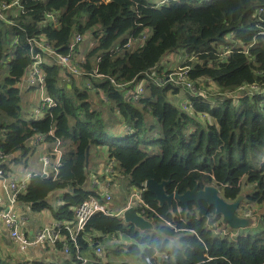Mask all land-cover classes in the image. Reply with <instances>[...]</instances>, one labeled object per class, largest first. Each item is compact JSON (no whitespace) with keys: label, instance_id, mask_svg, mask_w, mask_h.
<instances>
[{"label":"trees","instance_id":"obj_1","mask_svg":"<svg viewBox=\"0 0 264 264\" xmlns=\"http://www.w3.org/2000/svg\"><path fill=\"white\" fill-rule=\"evenodd\" d=\"M24 5L26 13L14 19L15 26L0 21V74L13 41L18 40L0 82V152L4 157L15 152L25 156L34 149L28 143L42 135L53 145L61 141L63 155L57 175L33 176L19 203L34 213L51 210L55 221H72L74 208L91 198L102 200L88 188L89 171L94 154L107 147L108 160L116 162L132 188L139 189L149 180L169 181L165 191L170 195L215 184L226 201L243 197L264 210V92L235 99L240 88L264 87V0H43L24 1ZM52 11L60 14L58 28L43 24ZM146 29L152 35L143 45L125 48L129 38L138 40ZM87 31L93 32L94 45L85 53V67L91 69L101 57L100 73L117 83L135 81L136 85L145 79L142 96L136 102L126 99L109 80L93 82L106 101L92 102L87 89L76 86L70 95L62 70L51 62L44 69L48 94L57 106L41 120L22 118L19 83L32 63L28 38L43 36L60 54H67L72 35ZM178 52L184 57L181 66L191 69L192 80L208 78L221 93L232 96L210 102L200 96L194 110L187 112L171 99L179 89L148 82L145 74L158 71L166 54ZM98 104H109V119L96 108ZM112 117H121L130 126L124 136L109 135ZM62 190L67 191L64 204L54 210L48 198ZM143 199L151 209L144 214L153 224L150 231L141 232L115 215L97 213L90 219L79 236L82 256L93 244L90 264H114L108 258L119 264H264V230L234 231L233 238L223 233L228 227L215 208L203 201L162 207L148 190ZM252 210L248 219L254 223L248 228L257 229L264 214ZM96 233L122 234L132 243L107 250V257L100 258L95 249L102 240ZM75 253L71 247V261L65 264L76 263ZM0 264L5 263L0 260Z\"/></svg>","mask_w":264,"mask_h":264},{"label":"built area","instance_id":"obj_2","mask_svg":"<svg viewBox=\"0 0 264 264\" xmlns=\"http://www.w3.org/2000/svg\"><path fill=\"white\" fill-rule=\"evenodd\" d=\"M24 1L36 2L43 0H16L11 3H0V21H3L8 25L15 26L16 24L14 19L21 14L26 13ZM164 3L165 2H162L161 4ZM262 11L263 10L261 9L258 13L261 14ZM56 13L58 12H48L45 15L43 24L58 28L60 26V16H57ZM146 39V35H141L138 40H129L125 44V48L131 49V44H135L136 46H138L139 43L145 42ZM83 41L84 35L75 32L72 35L70 41L69 52L67 54H60L58 52V49L52 43L48 42L43 36H32L28 38L32 63L19 85L23 83L25 84L27 91H39L41 96L39 106L35 109L26 107L22 103L21 114L23 115L24 119L29 121L41 120L48 110L57 106L55 100L48 94L46 77L47 75L44 69V66L51 62L56 63V65L60 67V69L62 70L61 77H63L64 75L72 76L73 78H76L78 80V84H80V82H83V86L85 85L84 88H86L87 90H92V88H94L93 82L109 80L116 89L123 93L126 99H132V101L135 102L139 100L144 92L146 84L145 79H143L136 85L135 81L126 84L117 83L115 79L100 73L99 64L101 63V57H98L96 63L93 64L91 69H87L85 67V65L87 64L85 55H82L79 52V46ZM17 45L18 40H14L10 50L8 51V54H12V52L16 50ZM229 53L230 52L228 51L224 55L227 56L229 55ZM190 70L191 69L188 66L183 65L172 72L154 71L153 73H146L145 75L149 80L148 82H152L159 87L173 86L175 89H179L180 92L182 91L186 95V98L182 100L181 108L187 112H191L194 110L193 105L195 103V100L200 96H203V101L207 99L209 102L210 97L212 96H215V98L232 96V94L221 93V90L214 92V94L212 95V86L204 78H199L196 81L192 80L189 75ZM78 89L81 88L78 87ZM244 90L247 91V95H255L258 92H264V87L253 84L246 88H240L235 93V96L238 93L244 92ZM98 94L101 99L106 101V97L101 89L98 90ZM202 116L203 118L205 117V115L203 114ZM42 140H46V138L42 135H38V137L34 139L33 144L37 145ZM62 155V143L61 141L57 140L53 145L51 154L43 158V166L46 169L53 167L54 176L57 175V169L59 167ZM3 157L4 156L0 152V159H2ZM113 163L114 161L108 160V173H111ZM51 174L52 173L45 171L41 174V176L44 178H49ZM7 177V173L2 168H0V178ZM97 183V179L93 177L91 186L95 187ZM28 184L29 180L27 179L22 181L10 180L7 184V188L9 191V208L0 211V220H3L7 223V229L9 231L10 239L16 242L20 246L22 251L31 246H50L56 249L57 245L61 243V250L63 254L70 258L71 247H74L76 250L75 264H90L89 260L80 254L79 236L82 234V232H84L88 222L95 214L101 213L109 216L115 215L117 217H123V213L125 210H127L128 208H135L140 210V213H138L139 215L146 218L144 215L146 210H151L143 199V194L147 191L146 183L143 184L139 189L136 190L135 193L130 196L127 205L122 210H120L119 213L116 214H113L107 207V204L109 205V203L112 201V194L106 191L102 197L103 200L91 198L80 206L74 208V219L72 221L56 220L51 226L43 228L40 231L36 232L32 238H27L21 233L20 219L13 210L14 206L18 202L19 196L26 192ZM251 216L252 213L248 215V217ZM243 217H246L244 216V213ZM169 225L172 224L169 223ZM174 228L176 229V231H179V228H177L176 226H174ZM212 228L214 229L215 226H212ZM64 231L67 232V235L63 234ZM223 233H229L231 237L235 238V232L231 229H229V231L224 229ZM113 237H118V235H115ZM89 240L90 242H92L91 239ZM103 253L104 250L101 246L96 247L95 254L97 255V257L102 258ZM147 263H150V259H147Z\"/></svg>","mask_w":264,"mask_h":264},{"label":"crops","instance_id":"obj_3","mask_svg":"<svg viewBox=\"0 0 264 264\" xmlns=\"http://www.w3.org/2000/svg\"><path fill=\"white\" fill-rule=\"evenodd\" d=\"M93 45L89 49H87V51L85 49V51L83 52L84 54H82L80 50L79 52L82 55H85V53H87L93 47ZM179 56L182 59L174 62L178 63L179 66H181L184 57L182 55ZM19 87L21 88V95H22L21 98L24 106L32 109L37 108L40 103V96H41L40 92L27 91L25 84L23 83L20 84ZM78 87L81 88L80 84H78ZM87 91L90 93V97L95 99V93L93 91H89V90ZM246 95H247V91L244 90V92L238 93L235 99L243 98ZM212 97L214 100L210 99V101L218 100L217 98H215V96ZM184 98H186V95L181 91L179 92V94L177 93L176 95H174L173 98L171 99L176 103H181ZM213 104H215V102H213ZM119 119L122 121L123 124H125V122H123L121 117H119ZM123 124L118 128H114L111 130L112 138H120L127 133V130L129 128L124 127ZM43 141L46 140H42L39 144L35 145L33 151L30 152L29 154L23 156V154L21 153L22 154L21 158H25L24 166L22 165V167L19 166V164L21 163L19 157L17 158L15 157L11 161L12 164L11 166H7L5 162H0V168H2L8 175L7 178H0V211L9 208V203H8L9 191L7 188V184L10 180L22 181L27 179L30 182L33 176H41V174L44 173L45 171H49V173L52 171L51 173L54 174L53 167H50L51 169L48 170L43 166V162H42L44 157L49 156L51 154L53 144L49 145L47 142H43ZM42 143H46L44 147V155L41 157L40 161L31 163V160L28 158L35 153L36 147L41 145ZM103 148H105L106 154L100 152V153H95L93 156L94 159L91 166L93 171H96L97 169H100V172L103 171V167H99L98 165L94 164L95 161H100L98 159H100L101 154H103L105 160H108L107 147H103ZM92 176L89 177L90 180L89 183H91ZM113 178L114 176L109 175L106 176L103 182L98 181L97 185L93 188L94 191L100 196L106 191L108 190L110 191V189L112 188L115 191L119 192V187L117 184L114 183ZM66 192L67 191L64 190L63 194L57 192L49 196L48 202L53 207L54 210L58 209L60 206L64 204L63 198ZM125 204L121 205L118 211L122 210L123 207L126 206ZM13 211L17 214L18 218L20 219L21 233L27 238H32L36 232L40 231L43 228L51 226L55 221L53 212L51 210H45L41 213H34L30 210V208L27 205L19 202H17V204L14 206ZM95 235L96 238L100 237V239L102 240L101 234L96 233ZM124 240H125L124 245H129L132 243V241L130 240H126V239ZM99 246H102L101 242L99 243ZM0 250L1 252H4L6 254L4 255L6 257V261L3 260L6 264H65V261L71 259L70 257L65 256L61 249H54L53 247L50 246L48 247L31 246L22 251L20 246L16 242L10 239L9 231L7 229V223L3 220H0ZM83 257L85 256L83 255ZM85 258H87L90 263L93 262L92 257L91 258L85 257Z\"/></svg>","mask_w":264,"mask_h":264},{"label":"rangeland","instance_id":"obj_4","mask_svg":"<svg viewBox=\"0 0 264 264\" xmlns=\"http://www.w3.org/2000/svg\"><path fill=\"white\" fill-rule=\"evenodd\" d=\"M57 16H60L59 13H56ZM92 31H87L85 34H84V41L81 43V45L79 46V50L82 54H84L83 52L87 51V49H89L93 44H94V41H93V37H92ZM143 35H146L147 37H150L152 35V30L151 29H146L143 33ZM129 38V36L127 37ZM131 40L130 38L128 39V41ZM143 45V43H139L138 46H141ZM138 46H136L135 44H131V49L130 50H134V49H137ZM119 48V47H117ZM13 53L12 54H9L6 59V65L4 67V70L3 72L0 74V82L3 81V79L5 78L6 76V72H7V64L11 61L12 59V56H13ZM179 55H182L183 54L181 52H178V53H168L165 55L164 59H163V63L162 65L159 66L158 68V72H159V69L162 68V71L160 72H168V71H172V70H176L178 69L180 66L178 63L174 62V61H177V60H181L182 58H180ZM193 62L195 63L196 61L193 60ZM171 64V66H170ZM63 79L66 80V82L64 83V88L66 89L67 93H69L70 95H72V89L74 88V86H76V88H78V80L76 78H73L72 76H67V75H64L62 77ZM211 86V93L212 95L214 94V92L216 91H220V88L219 86L214 83V81H211L209 80L208 78L205 79ZM74 83V84H73ZM206 83V84H208ZM80 87L81 89H84V86H83V82H80ZM89 91H93L95 93V99L91 98V101L92 102H97L99 99H101V97L99 96V94L96 93V91L94 90V88H92V90H89ZM211 100H214L213 97H210ZM109 104H106L104 107L103 105L101 104H98L97 105V109L100 108L104 111V118L105 119H109V114H108V106ZM181 105V103H180ZM22 106V105H21ZM21 117L23 118V115L21 114ZM78 119L80 121H82V117L81 115H78ZM122 119V118H121ZM123 120V119H122ZM110 125L111 127L109 128L110 130L114 129V128H118L119 126H121L123 123L122 121L119 119V117H116L114 119V117H112L110 119ZM124 122V120H123ZM124 127H128L130 128V126L128 124H123ZM109 135H112V133H110ZM33 141L34 139H32L28 144L30 146H35L33 144ZM43 142H47V141H43ZM48 143V142H47ZM45 144L46 143H42L41 145L37 146L36 147V150H35V153L30 156L28 159L31 160V163L32 162H38L40 161L41 157L44 155V147H45ZM49 145H52L51 143H48ZM43 150V151H42ZM100 152H102L103 154H106L105 153V148L101 149ZM103 154L100 155V161H95L94 164L95 165H98L99 167H103V171L104 173L100 172V169H97L96 171H93L92 170V167H90V171H89V177L92 176V175H95V176H92L91 177V181H92V178L95 177L97 179V182L100 181V182H103L106 178V176H114L113 180H114V183L118 185L119 187V192L118 191H115L113 188L110 189V191L108 190V192H110L112 194V201L109 203V205L107 204V207L109 208V210L116 214V213H119L120 210L118 211L119 207L123 204L127 205L128 201H129V198L130 196L136 192L137 189L135 188H132L129 186L128 184V179L127 177L123 176L118 168V166L116 165V162L113 163V168L111 169V173H108L107 170H108V160H105V158L103 157ZM21 152H15L13 153L11 156L9 157H3L2 159H0V162H5V164L7 166H11V161L16 157H19L20 160H21V163L19 164L20 167H22V165L24 166V162H25V158H21ZM13 163V162H12ZM92 166V165H91ZM51 169V168H49ZM48 169V170H49ZM49 172V171H48ZM52 172V171H51ZM50 172V173H51ZM92 173H95V174H92ZM103 179V180H102ZM90 181V180H89ZM113 186V185H112ZM88 188H90L93 192L94 191V187L91 186V183L88 182ZM57 192H60V193H64V191H57ZM57 192H54V193H57ZM53 193V194H54ZM120 193V194H119ZM103 195L104 193L100 196L101 199L103 200ZM105 203V202H104ZM252 207H254V209H258L260 211L261 214H264V210H261L260 208H257L256 206H252V205H249L247 204L246 202H242L241 203V206H240V209H239V216L241 218H246L248 219V215L250 213H252ZM244 213V216L246 217H243V214ZM242 214V215H241ZM227 231H229V229L227 228L226 229ZM261 230H264V222L262 223V225H260L259 228L257 229H254V228H248V229H244L242 230L243 233H257ZM96 236V235H95ZM100 239V237H98ZM124 237L119 234L118 237H113L112 235H102V248L104 250V253H103V257H107V250H110V249H114L115 247H119V246H125L124 245ZM94 248H93V244H90V248H87L83 251V255L85 257H89L91 258L92 257V252H93ZM6 255L4 252H1L0 250V260L5 263L4 261H6V257L4 256ZM4 260V261H3ZM105 260H107L105 258ZM109 262L111 263H114V264H119L118 260L117 259H110L108 258ZM6 264V263H5Z\"/></svg>","mask_w":264,"mask_h":264},{"label":"water","instance_id":"obj_5","mask_svg":"<svg viewBox=\"0 0 264 264\" xmlns=\"http://www.w3.org/2000/svg\"><path fill=\"white\" fill-rule=\"evenodd\" d=\"M90 150L87 151L86 168L89 167ZM169 181L158 183L155 180L146 182L147 190L155 195L160 206H172L174 202L187 206L189 203L199 204L205 202L209 207H214L216 215L222 217V224L228 226L233 231L244 230L253 225L252 219L241 218L238 216L243 197L238 198L234 202H228L221 196L220 188L215 185H207L203 189L196 186L193 190H189L184 194L179 191L173 194H167L165 191ZM122 219L125 223L135 226L141 232L153 229V224L143 216L139 215L135 208H128L124 211Z\"/></svg>","mask_w":264,"mask_h":264}]
</instances>
